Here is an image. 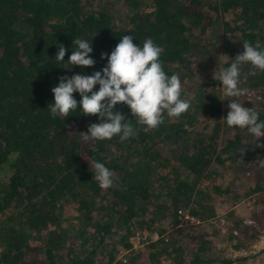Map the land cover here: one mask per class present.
<instances>
[{
    "label": "trees",
    "instance_id": "16d2710c",
    "mask_svg": "<svg viewBox=\"0 0 264 264\" xmlns=\"http://www.w3.org/2000/svg\"><path fill=\"white\" fill-rule=\"evenodd\" d=\"M114 1L0 0V264H108L116 245L131 246L129 227L140 218L159 234L145 249L150 264H232L238 258L217 248L202 254L210 238L178 210L197 221L216 212L212 163L226 160L250 167L252 190L264 197V148L222 118L228 101L238 99L264 120V71L249 75V66L242 67L240 87L254 93L249 99L222 97L220 88L204 84L205 74L197 76L219 28L233 34L230 59L244 41L264 47V0H118L126 7L121 23L109 9ZM123 35L140 46L151 38L162 49L163 70L179 75L181 98L190 108L178 118L165 113L163 123L145 130L126 105L117 104L114 111L132 120L136 135L83 141L78 133L98 117L77 108L66 119L53 118L51 88L61 76L100 71L107 64L101 54H110ZM76 38L91 39L93 67L68 63ZM58 44L68 49L65 61L55 59ZM228 63L213 67L219 71ZM200 113L212 120L209 128H197ZM93 160L113 172L112 187H99ZM72 204L76 219L66 224ZM156 216L169 217L167 232L156 226ZM120 230L125 234L117 235Z\"/></svg>",
    "mask_w": 264,
    "mask_h": 264
},
{
    "label": "clouds",
    "instance_id": "9594fccd",
    "mask_svg": "<svg viewBox=\"0 0 264 264\" xmlns=\"http://www.w3.org/2000/svg\"><path fill=\"white\" fill-rule=\"evenodd\" d=\"M95 36V35H94ZM131 35H123L110 54H101L107 58V64L100 71L91 75L73 74L71 77H59V83L51 88L53 101L47 105L50 115L65 119L79 108L80 115L97 116L98 123L89 125L86 132H79L83 141L112 139L120 135L121 140L136 135V130L119 111H114L117 104L126 105L134 120L145 130L155 129L163 123L165 113L169 118H178L190 108V101L181 98L182 83L178 74L170 76L163 70L160 62L162 49L151 38L142 46L133 43ZM91 39L72 40L74 49L68 56V63L81 68L93 67L95 60L90 56L93 48ZM242 52L230 63L213 72V79L219 81L225 97L239 98L247 94L246 88L240 87L242 67L249 66V75H256L257 70L264 71V47L259 42L255 45L244 41ZM57 61H65L68 49L58 44ZM246 79V77H245ZM98 85V90H93ZM78 93L80 100L74 98ZM228 112L222 117L230 128L245 129L255 137L256 148H264L258 143L264 137V120H259V113L253 107H244L243 102L232 99L227 104ZM243 151L241 154H243ZM88 163V162H87ZM94 170V179L101 189L113 186V172L103 163L93 160L89 165ZM259 167L264 168V158L259 159Z\"/></svg>",
    "mask_w": 264,
    "mask_h": 264
},
{
    "label": "rangeland",
    "instance_id": "374dc122",
    "mask_svg": "<svg viewBox=\"0 0 264 264\" xmlns=\"http://www.w3.org/2000/svg\"><path fill=\"white\" fill-rule=\"evenodd\" d=\"M109 9L111 14L114 15V23L125 21L126 7L122 2L115 0ZM231 17L232 11H227L224 14V18L228 21L231 20ZM232 35L227 31L222 32L220 28L217 29V32L214 33V39L211 41L212 54L202 59L201 70L197 72V76L205 74L204 84L220 88L222 97L224 96L223 88L220 87L218 81L213 79L215 70L213 66L227 58L226 56H220L221 54L229 55V45L234 40ZM205 67H209V69ZM194 79H196L195 76ZM244 96L248 99L254 98V93L248 90ZM211 123L212 120L206 118L205 114L200 113L196 117L197 128L203 126L209 128ZM212 167L214 176L211 179V184L218 187V190L215 189L212 194L216 212L207 219L193 221L194 223L197 222L193 228L196 231L205 232L211 240L209 245L211 249L204 246L201 253L211 255L215 253L212 250L217 248L219 252L226 256L239 259L232 264H264V197H260L258 192L252 190L254 179L251 168L246 165L239 166L229 160L214 162ZM205 182L206 179L201 180V184ZM153 197L155 200L159 198L156 190ZM75 219V208L72 204L70 214L65 216V223L75 222ZM141 220L140 218V220H137V224L129 227L131 230L129 236L135 229L148 230L145 221ZM169 220V217L159 218V216H156L154 221L156 226L165 233L170 227ZM118 234H125V230H120L117 232ZM130 242L131 246L129 248H123L121 244L116 245L115 248L117 249L113 251L114 256L111 261H115V264H121L118 260H115V256L119 253V248H123L124 256L129 261L128 264H150L147 257L149 256V249L145 250L148 242L141 238ZM102 258H107V256H102ZM163 264L173 263L166 260Z\"/></svg>",
    "mask_w": 264,
    "mask_h": 264
},
{
    "label": "built area",
    "instance_id": "2783aa9c",
    "mask_svg": "<svg viewBox=\"0 0 264 264\" xmlns=\"http://www.w3.org/2000/svg\"><path fill=\"white\" fill-rule=\"evenodd\" d=\"M250 205V204H249ZM179 213L183 214L185 218H188L190 221H197L193 216L188 215L185 210H178ZM159 237V234L156 230L148 231L145 229H135L132 231L129 236V240L133 241L134 239H145L146 242L156 240ZM115 260H118L121 264H128V259L124 256L123 248H119V253L115 256ZM108 264H115V261H110Z\"/></svg>",
    "mask_w": 264,
    "mask_h": 264
}]
</instances>
